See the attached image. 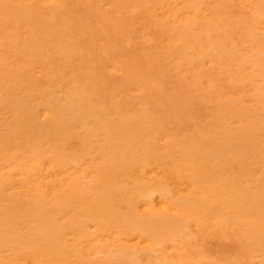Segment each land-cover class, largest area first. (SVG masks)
<instances>
[{
    "label": "rangeland",
    "instance_id": "374dc122",
    "mask_svg": "<svg viewBox=\"0 0 264 264\" xmlns=\"http://www.w3.org/2000/svg\"><path fill=\"white\" fill-rule=\"evenodd\" d=\"M0 15V264H264V0Z\"/></svg>",
    "mask_w": 264,
    "mask_h": 264
},
{
    "label": "bare ground",
    "instance_id": "6f19581e",
    "mask_svg": "<svg viewBox=\"0 0 264 264\" xmlns=\"http://www.w3.org/2000/svg\"><path fill=\"white\" fill-rule=\"evenodd\" d=\"M210 13H211V12H210ZM0 17H1V15H0ZM2 18H3V16H2ZM209 18H210V17H209ZM2 21H3V20H2ZM6 27H7V26H6ZM211 28H212V27H211ZM8 30H9V28H8ZM8 30H6V31H8ZM56 30H57V29H56ZM199 30H200V29H199ZM8 32H9V31H8ZM8 32H7V33H8ZM10 33H11V32H10ZM203 38H204V36H203ZM189 42H190V41H189ZM201 44H203V43H201ZM204 44H205V43H204ZM7 45H8V44H7ZM12 47H13V46H12ZM201 47H202V46H201ZM6 48H7V47H6ZM8 48H9V47H8ZM202 48H204V47H202ZM194 52H195V51H194ZM194 52H193V53H194ZM260 62H261V61H260ZM61 66H62V65H61ZM44 81H45V80H44ZM42 87H43V86H42ZM101 98H102V97H101ZM107 103H108V102H107ZM120 116H121V115H120ZM61 118H62V117H61ZM244 124H245V123H244ZM73 125H74V124H73ZM78 125H79V123H78ZM79 126H81V124H80ZM86 126H87V125H86ZM130 127H131V126H130ZM77 129H79V128H77ZM82 132H83V131H82ZM256 134H257V133H256ZM61 136H62V135H61ZM63 139H64V138H63ZM7 143H9V142H7ZM43 143H44V142H43ZM4 149H5V147H4ZM154 152H155V151H154ZM227 152H228V151H227ZM24 153H25V152H24ZM26 153H27V152H26ZM28 154H29V153H28ZM181 154H182V153H181ZM34 155H35V154H34ZM190 155H191V153H190ZM26 156H27V155H26ZM37 156H38V154H37ZM37 156H36V157H37ZM105 157H106V156H105ZM202 157H203V156H202ZM16 158H17V157H16ZM116 158H117V156H116ZM116 158H115V159H116ZM200 158H201V157H200ZM203 158H204V157H203ZM203 158H202V159H203ZM12 159H14V158H12ZM196 159H198V158H196ZM37 160H38V159H37ZM46 160H47V158H46ZM41 161H42V158H41ZM169 161H170V160H169ZM198 161H199V160H198ZM36 162H37V161H36ZM9 163H10V162H9ZM113 163H114V162H113ZM221 163H222V162H221ZM1 165H3V163H1ZM114 165H115V163H114ZM25 166H27V165H25ZM71 166H72V165H71ZM157 166H158V165H157ZM22 167H23V166H22ZM22 167H21V168H22ZM54 167H55V166H54ZM139 167H140V166H139ZM202 167H203V166H202ZM67 168H68V167H67ZM107 168H108V167H107ZM28 169H30V168H28ZM115 169H116V168H115ZM15 171H16V170H15ZM24 171H25V170H24ZM62 171H63V170H62ZM20 172H21V171H20ZM36 172H37V171H36ZM58 172H59V171H58ZM206 172H207V171H206ZM118 173H120V172H118ZM197 173H198V172H197ZM26 174H28V173H26ZM35 174H36V173H35ZM169 174H170V173H169ZM31 175H32V174H31ZM119 175H120V174H119ZM167 175H168V174H167ZM29 176H30V173H29ZM26 177H28V176H26ZM74 177H75V176H74ZM95 177H96V176H95ZM223 177H224V176H223ZM28 178H29V177H28ZM77 179H78V178H77ZM112 179H113V178H112ZM175 179H176V178H175ZM23 180H24V179H23ZM116 180H117V179H116ZM203 180H204V179H203ZM117 181H118V180H117ZM56 182H57V181H56ZM73 183H74V182H71V184H73ZM229 183H230V182H229ZM4 184H5V183H4ZM223 185H224V184H223ZM236 185H237V184H236ZM72 186H74V185H72ZM226 186H228V183L226 184ZM102 187H103V186H102ZM102 187H101V188H102ZM78 188H79V187H78ZM231 188H233V187H231ZM238 188H239V187H237V189H238ZM108 190H109V189H108ZM152 190H153V189H152ZM250 190H251V189H250ZM109 191H110V190H109ZM194 191H195V190H194ZM226 191H227V190H226ZM81 192H82V191H80V193H81ZM153 192H154V191H153ZM238 192H239V191H238ZM0 193H1V192H0ZM38 193H39V192H38ZM241 193H242V192H241ZM209 194H210V193H209ZM237 194H239V193H237ZM240 195H241V194H240ZM241 196H242V195H241ZM123 197H124V196H123ZM214 197H215V196H214ZM12 199H13V198H12ZM66 199H67V198H66ZM82 199H83V198H82ZM105 199H106V198H105ZM173 199H174V197H173ZM173 199H172V197H171V200H173ZM252 199H253V198H252ZM60 200H61V199H60ZM64 201H65V200H64ZM66 201H67V200H66ZM85 201H86V200H85ZM91 201H92V200H91ZM149 201H150V200H149ZM12 202H13V201H12ZM50 202H51V201H50ZM61 202H62V201H61ZM89 202H90V201H89ZM35 203H36V202H35ZM44 203H45V202H44ZM44 203H42V204L44 205ZM251 203H252V202H251ZM29 204H30V203H29ZM47 204H48V203H47ZM55 204H56V203H55ZM138 204H139V203H138ZM141 204H142V203H141ZM141 204H140V205H141ZM108 205H109V204H108ZM158 205H159L158 208H160V204H158ZM23 206H24V205H23ZM40 206H41V204H40ZM150 206H151V205H150ZM13 207H14V206H13ZM17 207H18V206H17ZM17 207H16V208H17ZM108 207H109V206H108ZM112 207H113V206H111L110 208H112ZM161 207H164V206L161 205ZM171 207H172V206H171ZM147 208H148V207H147ZM18 209H20V208H18ZM104 209H105V208H104ZM108 209H109V208H108ZM11 210H14V209H11ZM11 210H10V211H11ZM24 210H25V209H24ZM45 210H46V209H45ZM142 210H144V208H143ZM183 210H184V209H183ZM16 211H17V210H16ZM18 212H19V211H18ZM89 212H90V211H89ZM161 212H162V211H161ZM22 213H24V212H23V209H22ZM15 214H17V213H15ZM19 214H21V212H20ZM84 214H85V213H84ZM111 214H113V212H112ZM115 214H116V213H115ZM172 214H173V213H172ZM175 214H177V213H175ZM179 214L181 215V211H180ZM183 214H184V213H183ZM32 215H33V214H32ZM88 215H89V214H88ZM90 215H91V214H90ZM90 215H89V216H90ZM95 215H96V214H95ZM167 215H168V214H167ZM170 215H171V214H170ZM34 216H35V215H34ZM57 216H58V215H57ZM117 216H118V215H117ZM173 216H174V215H173ZM183 216H186V215L184 214ZM51 217H52V216H51ZM86 217H87V216H86ZM86 217H85V218H86ZM193 217H194V215H193ZM71 218H72V217H71ZM88 218H89V217H88ZM102 218H103V217H102ZM104 218H105V217H104ZM146 218H147V217H146ZM188 218H189V217H188ZM29 219H30V218H29ZM113 219H114V218H113ZM147 219H148V218H147ZM179 219H180V218H179ZM18 220H19V219H18ZM33 220H34V219H33ZM87 220H88V219H87ZM89 220H90V219H89ZM117 220H118V219H117ZM173 220H174V219H173ZM181 220H182V219H181ZM181 220H180V221H181ZM185 220H186V219H185ZM200 220H201V219H200ZM210 221H211V220H210ZM28 222H29V221H28ZM48 222H49V219H48ZM168 222H169V221H168ZM32 223H33V222H32ZM121 223H122V222H121ZM30 224H31V223H30ZM33 224H34V223H33ZM33 224H32V225H33ZM52 224H53V223H52ZM55 224H57L56 221H55ZM75 224H76V223H75ZM32 225H31V226H32ZM34 225H35V224H34ZM45 225H46V224H45ZM15 226H16V225H15ZM23 226H24V225H23ZM23 226H21V227H23ZM46 226H47V225H46ZM58 226H59V225H58ZM95 226H96V225H95ZM203 226H204V225H203ZM5 227H6V226H5ZM41 227H43V226H41ZM67 227H69V226H67ZM98 227H99V226H98ZM144 227H145V226H144ZM25 228H26V227H25ZM45 228H46V227H45ZM54 228H55V227H54ZM180 228H181V227H180ZM180 228H179V229H180ZM22 229H23V228H22ZM26 229H27V228H26ZM51 229H52V228H51ZM102 229H103V228H102ZM102 229H101V230H102ZM217 229H218V228H217ZM38 230H39V229H38ZM68 230H69V229H68ZM25 231H26V230H25ZM32 231H33V230H32ZM41 231H42V230H41ZM64 231H65V229H64ZM72 231H73V230H72ZM98 231H99V230H98ZM43 232H44V231H43ZM43 232H42V233H43ZM65 232H66V231H65ZM69 232H70V231H69ZM66 233H68V232H66ZM72 233H73V232H72ZM144 233H145V232H144ZM26 234H27V233H26ZM37 234H38V233H37ZM63 234H65V233H63ZM44 235H46V234H44ZM47 235H48V234H47ZM49 235H50V234H49ZM32 236H33V235H32ZM40 236H41V235H40ZM54 236H55V235H54ZM67 236H68V235H67ZM69 236H72V237H73L72 234L69 235ZM81 236H82V235H81ZM59 237H60V235H59ZM33 238H34V236H33ZM142 240H143V239H142ZM163 240H164V239H163ZM137 241H138V240H137ZM145 241H147V240H145ZM148 241H149V240H148ZM133 243H134V242H133ZM143 243H144V242H143ZM143 243H142V247H144V246L147 245L146 243H144V244H143ZM147 243H148V242H147ZM145 244H146V245H145ZM149 244H150V242H149ZM55 245H56V244H55ZM143 245H144V246H143ZM150 245H151V244H150ZM164 245L166 246V244H164ZM58 246H59V244H58ZM1 247H2V246H1ZM61 247H62V246H61ZM171 247H173V246H171ZM198 247H199V246H198ZM58 248H59V247H58ZM65 248H66V247H65ZM133 248H134V246H133ZM47 249H48V248H47ZM111 249H112V248H111ZM128 249H129V248H128ZM60 250H61V249H60ZM177 250H178V249H177ZM58 251H59V249H58ZM61 251H62V250H61ZM176 252H177V251H176ZM62 253H63V252H62ZM65 253L68 255L67 251H66ZM173 254H174V253H173ZM173 254H172V255H173ZM0 255H2V254H0ZM31 255H32V254H31ZM166 255H167V254H166ZM175 255H176V254H175ZM59 256H60V255H59ZM7 257H8V256H7ZM7 257H6V258H7ZM45 257H46V256H45ZM183 257H184V255H183ZM183 257H182V258H183ZM20 258H21V257H20ZM175 258H177V257H175ZM8 259H9V258H8ZM31 259H32V258H31ZM51 259H52V258H51ZM2 260H3V259H2ZM2 260H1V261H2ZM141 260H142V259H141ZM173 260H174V259H173ZM177 260H179V259H177ZM1 261H0V262H1ZM11 262H13V261L11 260ZM158 262H159V261H158Z\"/></svg>",
    "mask_w": 264,
    "mask_h": 264
}]
</instances>
